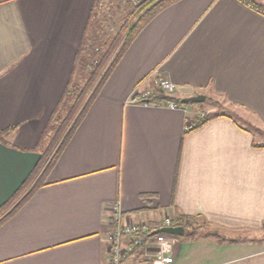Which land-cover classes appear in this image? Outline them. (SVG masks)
Wrapping results in <instances>:
<instances>
[{
  "label": "crops",
  "instance_id": "crops-1",
  "mask_svg": "<svg viewBox=\"0 0 264 264\" xmlns=\"http://www.w3.org/2000/svg\"><path fill=\"white\" fill-rule=\"evenodd\" d=\"M97 2L0 0V133L15 128L0 137V209L41 159ZM260 2L180 0L142 29L42 185L0 221V264H110L115 206L124 221L150 226L192 218L172 264H264L254 238L264 226V145L233 114L264 128ZM161 80L176 100H205L179 109L129 102ZM209 96L220 107L204 108ZM199 112L216 117L186 131Z\"/></svg>",
  "mask_w": 264,
  "mask_h": 264
},
{
  "label": "trees",
  "instance_id": "trees-1",
  "mask_svg": "<svg viewBox=\"0 0 264 264\" xmlns=\"http://www.w3.org/2000/svg\"><path fill=\"white\" fill-rule=\"evenodd\" d=\"M177 1L180 0H142L137 4H132L131 1L126 0L128 4H131V7L127 12L123 24H121L114 35H110L105 31L101 22L97 21L96 10L92 12L73 63L72 75L68 82V86L55 110L52 112L47 127L41 136L40 143L46 138L49 139V132L53 133L52 138L48 140V145L41 154V159L37 167L32 171L20 189V192L0 209V221L16 210L38 186L42 185L45 173L55 163L62 150L65 148L74 131L85 116L92 101L97 96L102 85L105 83L109 74L119 62L127 48L156 15ZM77 78H80L83 83L78 84L76 82ZM146 101L148 103L171 102L179 106L187 105L180 100H176L164 94L158 88L153 90L152 96ZM214 117L216 116L206 115L198 119L196 126L192 128V130L202 126ZM13 129L15 128L1 132L0 137L3 133ZM54 145L57 146L56 153L52 162L44 169V161L47 158L46 151ZM254 147L258 146L254 145ZM27 189L28 191L25 195L15 204L14 202L17 201L18 195H21ZM12 205L13 207L10 208ZM191 222L192 218L181 216L180 220L178 219V221L174 223L177 226L187 228L192 225Z\"/></svg>",
  "mask_w": 264,
  "mask_h": 264
},
{
  "label": "built area",
  "instance_id": "built-area-1",
  "mask_svg": "<svg viewBox=\"0 0 264 264\" xmlns=\"http://www.w3.org/2000/svg\"><path fill=\"white\" fill-rule=\"evenodd\" d=\"M137 4L142 0H128ZM157 88L166 95H172L175 87L166 80H161L156 84ZM153 94L151 90L140 91L134 89L129 102L142 105L166 106L170 109H179L181 106L174 103H148L146 100ZM184 108V107H183ZM204 113H198V119L203 118ZM196 121H187L186 131L192 130L196 126ZM112 232L109 237V257L110 264H122L125 259L138 256L149 264H172L173 247L176 237L166 233L153 232L167 227H177L171 218H164L157 226H150L146 222H127L122 219L119 207L115 206L110 216ZM126 239L124 243L122 240Z\"/></svg>",
  "mask_w": 264,
  "mask_h": 264
},
{
  "label": "rangeland",
  "instance_id": "rangeland-1",
  "mask_svg": "<svg viewBox=\"0 0 264 264\" xmlns=\"http://www.w3.org/2000/svg\"><path fill=\"white\" fill-rule=\"evenodd\" d=\"M251 1H255V0H251ZM259 1L260 0H256V2ZM260 3H264V0L263 2ZM130 7L131 4H128L126 0H98L96 7L97 21L101 22V25L103 26L105 31H107L110 35H114L121 26V24H123ZM76 82L78 84L83 83V81L79 79H77ZM218 100H219L218 98H212L211 96H209L207 98V101L203 103V107L209 109L208 107L209 103H211V105H218V107H220V104L222 102L219 104ZM217 110L223 111L220 108ZM233 114L236 117H238L240 123L244 125L254 135L256 143L259 145H264V128L259 126L256 120L251 118L250 115H247L245 112L235 110ZM52 134H53L52 132L48 133L49 139L52 138ZM49 139L46 138L42 142L41 147L43 149L47 147ZM56 147L57 146L55 145L51 146L46 151L47 158L44 161V165H43L44 169L52 162L53 157L56 153ZM19 197L20 195H18L17 201H15L14 203L18 202V200L20 199ZM202 227L206 229L208 232H216V233L220 232L219 230H216L215 228H211L210 226H206L205 224H202ZM254 238L256 243L264 244V226H262L258 231L254 232Z\"/></svg>",
  "mask_w": 264,
  "mask_h": 264
},
{
  "label": "water",
  "instance_id": "water-1",
  "mask_svg": "<svg viewBox=\"0 0 264 264\" xmlns=\"http://www.w3.org/2000/svg\"><path fill=\"white\" fill-rule=\"evenodd\" d=\"M205 100L204 96H195L192 98H188L183 100V103L188 104V103H200L203 102ZM184 229L181 226H177V227H167V228H161L158 229L156 231H154L153 233H166L168 235H172L175 237H180L183 235Z\"/></svg>",
  "mask_w": 264,
  "mask_h": 264
}]
</instances>
